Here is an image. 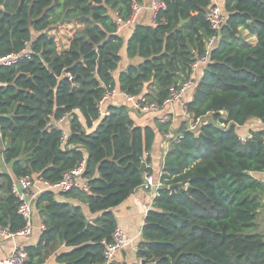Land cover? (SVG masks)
Returning <instances> with one entry per match:
<instances>
[{"label":"trees","instance_id":"obj_1","mask_svg":"<svg viewBox=\"0 0 264 264\" xmlns=\"http://www.w3.org/2000/svg\"><path fill=\"white\" fill-rule=\"evenodd\" d=\"M165 1L156 23L137 25L127 42L128 57L143 61L121 71L126 41L118 20L130 16L133 0H0V57L27 42L30 50L0 65V157L11 166L10 173L0 163V190L9 194L4 202L0 196V225L11 232L26 225L12 193L21 176L57 182L85 158L81 178L89 185L38 197L49 201L48 227L37 246L25 247L26 264L44 263L42 242L57 237L77 246L61 254L62 263H104V242L118 226L113 209L143 185L157 131L171 123L158 116L157 126L136 124L128 103L111 104V115L99 118V100L118 88L161 105L190 77L212 35L205 13L215 0ZM222 10L225 23L183 97L182 138L166 155L163 187L146 216L139 256L150 264H264L257 177L264 171V0H225ZM60 22L80 26L66 48L51 33ZM72 193L99 217L89 222L80 206L58 200Z\"/></svg>","mask_w":264,"mask_h":264},{"label":"crops","instance_id":"obj_2","mask_svg":"<svg viewBox=\"0 0 264 264\" xmlns=\"http://www.w3.org/2000/svg\"><path fill=\"white\" fill-rule=\"evenodd\" d=\"M140 3L146 5L145 9L141 12L139 19L134 24H129L122 28L119 32L123 35V38L126 41V46L124 50V60L121 66V71H126L129 65L134 63H140L143 61L142 58L130 59L126 53L127 42L134 33V30L137 25H149L152 23V12L149 8L151 4V0H138ZM217 2L221 5V7L225 4V0H217ZM118 16L116 12L114 17ZM186 22V20H181V23ZM68 24V23H66ZM71 31L67 34L68 39H62L59 42L58 38H56L59 48H66L69 46V39L73 36V34L78 29L74 24H70ZM242 33L249 38L253 43L256 42V35L251 34L247 29H244ZM70 37V38H69ZM202 69V68H201ZM198 70V75H199ZM118 74L120 73L117 72ZM188 95V94H187ZM186 95V96H187ZM123 103H128L123 97H116L112 101V105H120ZM169 114L172 124L171 129L175 135H179L178 125L180 124L183 116H187L186 110L183 108L182 103H175L173 106L168 105L164 106L158 111H150L145 113H139L134 111V120L136 124L147 125L151 124L153 126H157V117L159 116V120L165 115ZM162 122V121H161ZM65 121L63 122V124ZM255 122L248 124L247 127H252ZM97 125V121L94 122L93 126ZM64 130L68 133L69 126H63ZM158 137L154 143L152 151L150 152L151 163L148 168L150 173L153 174L157 181H162L161 177L163 174V167L167 153L171 149L168 145L163 131H157ZM0 163L3 166L4 171H8L11 173L10 164H6L2 157H0ZM257 177L260 181L264 182V171L257 174ZM1 180V178H0ZM82 181V178H81ZM83 182V181H82ZM37 190L43 189V184L38 183L35 187ZM79 191H84L81 188H76ZM1 202L6 200V197L9 196L7 192H4L2 189L0 190ZM156 198V192L152 189L148 190L143 188L142 186L135 189V191L129 196V198L124 201L119 206L113 209V214L115 216L117 225L122 227L126 233V236L129 239V244L116 256L113 264H141V257L139 256V246L143 238V228L146 221V216L148 211L152 208L154 200ZM263 198V206L259 216V229L264 234V196ZM58 200L61 202L69 203L70 206H80L89 222L94 221L99 217L101 213H91L88 207V203L83 201L81 197H77L76 195L68 194V195H60ZM49 204L48 200H45L38 204L37 200L34 202V215H33V226L32 232L28 236H16L13 238H2L0 237V258H4L9 256L10 252L14 248L15 245L20 244L24 247H35L41 242V236L44 231L47 230L48 223V214L46 213L45 207ZM45 247L44 250L48 251V254L45 258V262L41 264H67L62 263L59 259L61 254H66L76 249L77 246L69 244V242L61 240L59 237L56 240L51 241L49 244L45 241L42 242ZM74 264V261H71L70 264ZM104 264V263H99Z\"/></svg>","mask_w":264,"mask_h":264},{"label":"built area","instance_id":"obj_3","mask_svg":"<svg viewBox=\"0 0 264 264\" xmlns=\"http://www.w3.org/2000/svg\"><path fill=\"white\" fill-rule=\"evenodd\" d=\"M146 5L140 3L138 0H133L132 11L130 16L127 19L118 20V33L122 30L123 27L134 24L138 21L141 12L145 9ZM152 12V24L156 23L158 15L167 9V3L165 0H151L149 6ZM206 21L209 23L212 30V35L206 42V50L204 55L199 56L196 62L192 65L191 75L186 79L182 84L177 87H172L170 94L160 105L157 103H149L145 100L144 97L137 95L129 94L125 91H122L118 88L112 90H106L103 97L99 100L98 112L99 118L106 117L111 115L112 110L110 105L116 97H123L128 101L132 109L139 113H145L150 111H158L164 106L174 105L175 103H182L183 108L186 110V105L183 101L185 93L192 89L197 82L198 69L201 65L207 64L209 61L210 52L219 38V33L225 23L226 17L222 10L221 5L215 0V3L210 6L205 13ZM79 28V25H75ZM29 43H26V47L19 52H13L11 54L0 57V65L10 66L18 63L21 59L30 57V50L27 48ZM68 118V115L62 117L58 121V126H62L63 122ZM163 123H171L172 120L169 114L161 118ZM223 127L226 129L229 127V124L220 121ZM190 128H195V122L190 121ZM163 135L170 147L175 143H178L182 138V135H175L171 129V126L168 130L163 131ZM68 137V134L64 132L63 140L65 141ZM148 154H146L147 156ZM146 158V157H145ZM146 164V163H145ZM149 165L146 164V168ZM86 168V159H82L79 164L66 171L63 178L57 182H51L33 175H25L17 178L12 186V193L18 200V213L22 215L25 219L26 225L24 228L18 230L17 232H11L8 228H4L0 225V237L2 238H13L16 236H28L32 232L33 226V215H34V202L46 190H55L58 192H68L73 188H81L82 190L88 191L89 185L85 181H81V177ZM38 183L43 184L42 190H37L35 187ZM145 189H152L156 192L163 187L162 181H157L153 174H147L145 181L142 185ZM104 249V264H113L116 259V256L121 253V251L129 244V239L126 236L124 229L120 226H117L115 231L112 234L110 241H105ZM28 259L26 249L23 245L17 244L14 246L9 256L0 258V264H26Z\"/></svg>","mask_w":264,"mask_h":264},{"label":"rangeland","instance_id":"obj_4","mask_svg":"<svg viewBox=\"0 0 264 264\" xmlns=\"http://www.w3.org/2000/svg\"><path fill=\"white\" fill-rule=\"evenodd\" d=\"M71 31L70 24H64V22H60L58 26H56L51 33L58 38L59 42L64 39H68L67 34ZM70 38V37H69ZM69 41V40H68Z\"/></svg>","mask_w":264,"mask_h":264},{"label":"water","instance_id":"obj_5","mask_svg":"<svg viewBox=\"0 0 264 264\" xmlns=\"http://www.w3.org/2000/svg\"><path fill=\"white\" fill-rule=\"evenodd\" d=\"M65 18L66 17H63V21L65 20ZM141 170L143 172L146 170V164L145 163L142 165ZM180 186H181V184H177V185L171 186L170 188L171 189H175L176 187H180ZM186 189L188 190L189 193H191L194 188L192 186H188ZM141 264H150V263L145 258H142L141 259Z\"/></svg>","mask_w":264,"mask_h":264}]
</instances>
